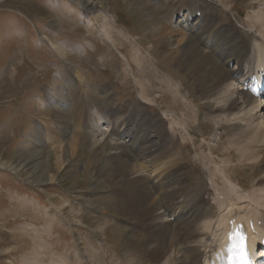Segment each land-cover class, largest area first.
Wrapping results in <instances>:
<instances>
[{
    "label": "rangeland",
    "instance_id": "1",
    "mask_svg": "<svg viewBox=\"0 0 264 264\" xmlns=\"http://www.w3.org/2000/svg\"><path fill=\"white\" fill-rule=\"evenodd\" d=\"M187 1L0 0V264L189 260L190 244L201 238L189 228L195 230L202 220L189 228L184 223L171 227L167 216L156 223L144 218L145 211L122 203L126 182L119 176V162L144 161L117 148L116 132L123 121L128 128L154 126L160 152L179 150L184 162L175 166V173L173 166L162 167L154 177L147 172L130 177H145L146 184L149 178L153 183L161 179L165 196L170 195L167 204L199 191L203 209L213 212L204 241L219 236L218 220L230 209L241 207L244 213L248 205L255 207L253 202L264 207L259 165L264 142L247 152L242 150L245 139L238 142L234 134L249 131V126L264 128V109L251 121L242 116L256 113L249 112L252 106L224 114L217 103L210 112L198 75L184 57H176V44L173 57L161 52L156 32L181 27V15L197 6L211 31L225 28L255 50L256 36L264 37L258 19L264 0ZM184 3H191V10L182 9ZM236 66L232 60L227 68L234 71ZM82 108L86 115L79 123ZM101 117L107 122L100 126L103 134L92 129ZM74 138L79 147L65 152L58 163L61 149ZM251 151L255 158L246 159ZM35 160L43 161V179L33 167ZM167 170L170 179L163 174ZM179 174L186 189L175 183ZM135 194L142 197V192ZM166 240L171 242L162 253L157 245ZM201 261L207 263L206 257Z\"/></svg>",
    "mask_w": 264,
    "mask_h": 264
},
{
    "label": "bare ground",
    "instance_id": "2",
    "mask_svg": "<svg viewBox=\"0 0 264 264\" xmlns=\"http://www.w3.org/2000/svg\"><path fill=\"white\" fill-rule=\"evenodd\" d=\"M255 1L256 4L262 0ZM187 2L190 1L188 0ZM190 4L191 3H184L181 8L188 10L191 7L188 6ZM193 7H195V9L181 15L183 17L181 20L182 24L179 23L181 27H178V30L168 26L165 29L156 31L158 36L157 40L163 42L161 52L168 54L167 57L170 58L171 56H174L173 50L175 51V49H177V55L175 54L176 57H184V64L191 65L189 66V70L198 75L200 85L203 86V93L210 112L213 111L212 108L217 103V110L222 113L226 112L229 114H231L233 110H241L252 106L249 112L255 111L256 113H247L245 114V117L242 116V118H245L248 121L253 120L256 116H258L259 109H264V99L259 100L246 91L244 82L255 74L257 76L264 75V37L261 38L260 36H256L258 43L256 44V42H254L257 45V47L254 45L256 47L254 50V48L252 49L249 47L250 44H245L246 41L243 43L242 41L244 40L241 41L238 36H235L231 32L233 35L232 38V35L229 32L224 31L225 28L224 30L220 29L211 31L206 19L203 16L204 12L199 10V6V8H196L197 6ZM89 10H91V8ZM261 10H263V12L259 13L258 19H261L262 26H264V7L263 9L261 8ZM192 20H195V23L191 22ZM262 33L264 35V32ZM174 34H177L180 37L175 40V37H172ZM173 44L177 45L175 49L172 47ZM204 47H208L210 50L207 51ZM232 60H237V66L233 69L234 71L227 68V65H229ZM82 81L83 80H80L78 82L79 85ZM83 109L84 108L81 109V113L77 114V121L79 123L84 122L85 119L86 113ZM208 113L207 115H209ZM104 119L105 118L101 117L97 124L92 126V129L103 134V131L101 130L102 127L100 128V126L107 123ZM234 120L237 119L235 118ZM123 123L124 124L120 126L117 122H114L115 126L118 125L120 127V129L116 132L115 137V141H117V148L120 149V153L125 152L123 154L137 153L140 155L141 159H144V161H140V163L134 161L131 164V161L125 158L123 161L119 162V166L122 170L119 176H123L124 182H126L121 187L123 189V193L126 192V197H124L125 200H123L122 203H129L130 208L132 210L135 209L137 212L145 211L144 218L148 217L154 219L156 223L161 220L163 221V217L167 216L169 218L168 220H173L174 222H170L171 227H176L178 224L184 223L185 227L188 226L189 228L191 225H196L198 221L202 220V224H197V228H195V230L189 228L190 233L192 231L198 232L199 235L195 232L194 233L201 238L196 239L193 241V244H190L188 251L189 260L184 257L183 260L185 263H182L203 264L201 259L205 256L207 262L205 264H219L220 258L222 257V249L227 243V234L238 225H242V227L246 228L250 236L251 247L253 249L261 248L262 240L264 239V207H262L261 202H253L252 205H255V207H249L248 205L249 210H244V213L242 212L241 207L234 209L235 211L233 208L230 209L228 213L220 216V219L218 220L217 227H220L218 230L220 232L219 236L212 238V240L210 238H206L207 240L204 241L205 237H208L210 233V231H208L210 227L206 226V224L208 219L213 216V212L210 213L208 210L206 212L203 209L202 196L198 193L199 191L196 192L195 190H192L186 192L184 193L185 197L183 201L175 202L173 205L167 204V201L170 200V195L165 196L164 192H166V185L163 181H161V179L158 178L157 183H153L148 175L147 177L149 178V181L146 184L145 177L144 179L139 177L136 180L130 177V175L136 176V174H138L137 172H139V174L142 173V176H145L143 174H146L147 172L154 177L163 171L162 169L159 172L162 167L169 169L173 166L174 168L170 171L171 173H175V166L178 165V163H183L184 161L182 162L181 154L178 152L179 150L175 151L166 149L163 150V152H160L161 144L160 141L156 140L157 136L153 134L154 126L148 125V127L143 128L141 126H131L128 128V122L123 121ZM235 125L238 126L240 124L237 123ZM254 128L255 127L249 126V131L245 133H234L236 134V141L240 142L245 139V146L242 149L244 151L249 152L248 150H250L249 148L252 144L264 142L263 126L257 125L255 131ZM246 136H251V139ZM79 145L80 140L75 138L71 139L67 144L68 148L61 149L63 153L58 155V163L61 162L62 156L65 157V152L68 151L66 155L75 152ZM251 152L247 155L246 159L251 160L255 158L254 151ZM166 155L168 157L165 159ZM33 157L36 160L38 159L36 155ZM36 162L37 164L35 163V165L32 162L34 169L36 168L37 171H41L43 161ZM260 162L261 164L259 165L263 167V170H260L259 168L258 170L264 172V159H261ZM167 171L168 172L166 173L163 172V174L168 175L165 176L166 179H170L171 173H169V170ZM128 176L131 180L127 179L129 178ZM181 176L182 174L178 175L175 183L178 184V189H186L182 180L184 176ZM44 177H46V174L44 171H41L40 178L43 179ZM262 179H264V176L260 180ZM260 180L257 181V186H261ZM135 181L139 182L137 186L134 185ZM136 190L139 193L142 192V197H137L135 194ZM155 193L158 194V196H156ZM176 195L177 193L174 195L172 194L171 196L176 197ZM161 208H165V211L167 210V214L160 215L155 213L156 210ZM215 229L217 230L218 228ZM169 242H158L159 244L157 246H159L162 253H165ZM201 246L204 247V251L202 250L203 248L199 249ZM154 255H156V253H154ZM159 255H161V252H159Z\"/></svg>",
    "mask_w": 264,
    "mask_h": 264
},
{
    "label": "snow or ice",
    "instance_id": "3",
    "mask_svg": "<svg viewBox=\"0 0 264 264\" xmlns=\"http://www.w3.org/2000/svg\"><path fill=\"white\" fill-rule=\"evenodd\" d=\"M245 256H247V253L245 252Z\"/></svg>",
    "mask_w": 264,
    "mask_h": 264
}]
</instances>
